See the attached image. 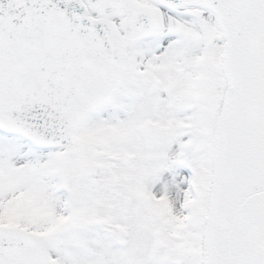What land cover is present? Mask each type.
I'll return each mask as SVG.
<instances>
[{"label": "snow or ice", "instance_id": "6c2138e0", "mask_svg": "<svg viewBox=\"0 0 264 264\" xmlns=\"http://www.w3.org/2000/svg\"><path fill=\"white\" fill-rule=\"evenodd\" d=\"M0 264H264V0H0Z\"/></svg>", "mask_w": 264, "mask_h": 264}]
</instances>
